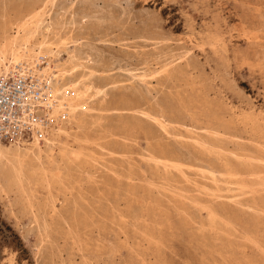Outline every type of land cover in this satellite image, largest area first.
Listing matches in <instances>:
<instances>
[{
  "label": "rangeland",
  "instance_id": "1",
  "mask_svg": "<svg viewBox=\"0 0 264 264\" xmlns=\"http://www.w3.org/2000/svg\"><path fill=\"white\" fill-rule=\"evenodd\" d=\"M55 4L74 20L78 74L92 70L98 89L89 118L62 138L89 165L49 199L91 219L83 235L117 243L116 264H264V0ZM9 205L0 197V264H83L58 232L37 255L27 218Z\"/></svg>",
  "mask_w": 264,
  "mask_h": 264
},
{
  "label": "bare ground",
  "instance_id": "2",
  "mask_svg": "<svg viewBox=\"0 0 264 264\" xmlns=\"http://www.w3.org/2000/svg\"><path fill=\"white\" fill-rule=\"evenodd\" d=\"M56 1L57 0H18L17 3H14L12 0L0 1V77L14 75H18L21 77L29 76L31 79H35L37 82H46L48 85L46 102L49 104V109L45 111L47 122L43 127L39 128V138L34 135H30L28 139H16L8 143L0 142V197L5 199L10 204V209L8 212L11 215H13V207H17L18 210H20V213L24 214L27 218V232H32L38 241V248L36 250L37 255H41V249H43V245H45L46 243L52 246V243L50 242L51 233L58 232L60 234V238H62L65 242L69 241L70 250H74L78 254L81 263L100 264L101 259H104L103 264H116V259L120 255L119 253L122 249L117 243H111V240H108L106 242H109V244L107 243L108 245H106V243H104L106 246H102L100 243H102L105 239L93 240L89 238L88 235H83V231L92 227L93 222L91 221V219L89 220L86 217H79L74 214L73 211H70L68 213V211L62 209V204H60L59 208H57V203L53 199H49L51 195V189L54 185L59 184L61 179H63L64 177L68 178L67 181L69 182V184L73 183V185L75 186L74 181H76V178H74V176L77 177L78 175L81 176L82 174L83 166L86 163L87 157L84 158L79 154H67L69 151H67L68 149L66 150V144L65 141L62 140V138H68L70 131H72L73 129H75L76 131V128L74 126H76L77 124L80 125V122L84 121L83 118L85 117L86 112L89 110V108L88 110L86 108V103L88 99L93 96V90L98 89V85L91 80L94 76V72L92 70H88L85 74H78L77 72V70L81 67V54L78 53V41L75 40V38L71 34V27L74 24V20L72 19L71 15L65 19L63 18L64 16L62 15L63 13L62 11H60V8L56 9ZM98 92H96L95 94H99ZM129 107L132 106L125 104L122 105L120 109L125 110L128 108L127 110H130L131 108ZM91 110H93V108ZM132 111H134V109ZM91 112L89 111L88 114H90ZM228 121L230 120L228 119ZM192 123L194 124L193 121ZM199 123H202V121ZM211 129H213V127ZM125 141L122 143L124 144ZM117 142L120 143L119 140ZM148 147L151 146L149 145ZM163 147L165 148V146ZM197 149L195 148V150ZM200 149H202V147L199 148V150ZM171 151L169 154H171ZM213 151L215 152L214 149ZM167 152H165V154ZM219 152L221 153V151ZM171 155L174 156V154ZM220 155L221 154H219V156ZM259 156L261 157V155H258L257 157ZM244 159L242 161H244ZM254 159L252 158V160ZM221 161L223 162L222 159ZM234 162L236 163L237 161ZM165 164L166 163H164V165ZM88 165L89 164H87V166ZM238 165L240 166V164ZM244 165L246 164L244 163ZM257 166L259 165L257 164ZM171 168L172 167H170V169ZM259 168L262 167H257V170H259ZM252 172L254 173L255 171ZM233 173L235 172L233 171ZM251 174L252 173H250V175ZM226 176L230 175L227 174ZM232 176L230 178H232ZM127 178L129 179L130 176ZM230 181L233 180L230 179ZM252 185H255L254 182ZM260 187L262 188V185H259V188ZM245 189H248V187H245ZM249 189H251V187H249ZM240 190L242 189L240 188ZM256 192L258 193V191ZM253 198L254 197H252V199ZM180 204H182V202H180ZM255 205H258L257 202ZM121 219H123V217ZM211 220H209V222ZM148 238L150 240V236ZM126 247L127 246H125L124 248ZM131 249L129 250L130 256H132V252L134 251H131ZM149 249L150 248H148V250ZM39 260H41V257L36 258L35 262ZM42 264H53L52 258L50 257L48 259L46 258L42 260ZM67 264L72 263L68 262Z\"/></svg>",
  "mask_w": 264,
  "mask_h": 264
},
{
  "label": "built area",
  "instance_id": "3",
  "mask_svg": "<svg viewBox=\"0 0 264 264\" xmlns=\"http://www.w3.org/2000/svg\"><path fill=\"white\" fill-rule=\"evenodd\" d=\"M48 85L29 76L0 77V142L40 137L46 124Z\"/></svg>",
  "mask_w": 264,
  "mask_h": 264
},
{
  "label": "trees",
  "instance_id": "4",
  "mask_svg": "<svg viewBox=\"0 0 264 264\" xmlns=\"http://www.w3.org/2000/svg\"><path fill=\"white\" fill-rule=\"evenodd\" d=\"M1 225H2V224H1ZM2 227H3L4 229H6V228H7V226H4V225H2ZM11 235L15 237V235H14V234H11ZM1 241H2V243H5V242H6V236H2V239H1Z\"/></svg>",
  "mask_w": 264,
  "mask_h": 264
}]
</instances>
